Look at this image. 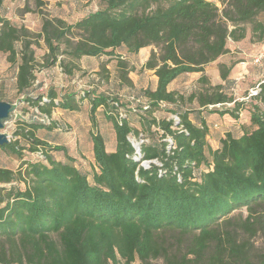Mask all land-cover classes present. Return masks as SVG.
I'll list each match as a JSON object with an SVG mask.
<instances>
[{
  "label": "trees",
  "instance_id": "1",
  "mask_svg": "<svg viewBox=\"0 0 264 264\" xmlns=\"http://www.w3.org/2000/svg\"><path fill=\"white\" fill-rule=\"evenodd\" d=\"M99 1L100 8L74 23L43 19L39 37L48 50L45 66L59 54L74 60L113 56L118 48L134 55L143 47H158L141 66L157 77L154 89L138 93L147 108L132 111L116 97L92 91L79 96L49 88L46 96L30 95L36 78L33 42L24 27L0 17V51L16 65V89L26 94L27 104L50 117L54 108L78 110L88 97L91 120L104 107L114 133L111 151L102 133H89L93 164L86 171L64 147L37 137L35 132L50 128L52 120L33 119L17 130L30 143L28 150H39L43 159L23 160L16 170L0 167V264H264V241L256 243L264 240V83L258 101L249 98L251 108L234 100L228 76L238 61L225 57L229 40L244 39L247 28L253 41H264V20L258 18L264 0H218L221 9L213 0ZM71 30L77 31L75 41L67 37ZM219 58L224 59L217 63L224 83L212 85L202 74L199 89L188 95L168 90L178 75L203 71ZM60 63L72 74L71 63ZM119 77L131 85L126 71ZM192 100L221 104L218 108L234 100L219 112L237 118L247 109L242 133L226 134L212 149L206 125L192 123L188 111L179 108ZM160 101L174 107L166 111L176 114L177 122L158 115ZM132 133L147 139L138 153ZM0 147L20 158L25 146L16 138ZM52 150H62L64 160L53 158ZM147 159L161 166L144 168L140 161ZM17 181L24 187L11 185Z\"/></svg>",
  "mask_w": 264,
  "mask_h": 264
},
{
  "label": "rangeland",
  "instance_id": "2",
  "mask_svg": "<svg viewBox=\"0 0 264 264\" xmlns=\"http://www.w3.org/2000/svg\"><path fill=\"white\" fill-rule=\"evenodd\" d=\"M213 1L216 2L220 9L222 8L218 0ZM100 7L101 4L99 0H3L0 4V17L9 21L12 25L24 27L28 31V39L33 42L32 47L36 59L34 71L36 78L31 88L28 90L30 91V95L34 97L38 95L46 96L48 89L52 88L57 93L65 94L77 92L79 96L84 95L85 92L91 91L95 94L103 93L109 98L116 97L117 101L122 103L126 108L130 104L140 103L134 100L140 96L138 94L139 91L145 86L151 87L154 85L153 72L147 70L144 72L141 69L140 63H144L146 58H148L142 53L130 55L129 57L124 48H118L115 50L113 56H83L74 60L67 56V54H59L55 63L48 67L45 66V58L48 50L42 36L39 37L43 19L59 18L66 23H74L79 18ZM258 18L264 20V13L259 15ZM247 32L246 38L239 41L240 44L236 46L232 44L230 46L229 53L225 56L227 59L231 58L237 61L246 60L244 58L245 55L242 54V50L245 51L246 54L250 53L248 49L253 42L249 28H247ZM76 33V30H71V33H69L67 37L75 41L78 36ZM63 48H65V43L61 42L59 50L61 51ZM154 49L159 51L158 47H154ZM258 51L259 50H255L250 56L252 64H254V54ZM6 55L5 52L0 51V98L3 101L12 103L13 115L8 117L7 121L3 123V127L0 131L7 135L9 141L17 138L18 143L25 147L22 149V157L20 158L6 152L0 147V167L16 170L23 160L43 159V157L39 153V150L29 151L28 146L30 143L25 138L16 135L17 130L21 126H24L26 122L33 123V119L35 118L30 111L31 104L28 105L25 100L26 94L19 93L16 89V65L10 64L6 59ZM118 60L123 61L125 66L121 67ZM61 61L73 65L72 74H67L64 71L60 63ZM209 66L212 68V65ZM122 70L127 72V77L130 79L131 85L126 84L120 79L119 75ZM49 71L51 72L49 73ZM140 71L143 72L140 73ZM194 75L196 74L184 75L181 78H177L173 82L172 87L188 90L189 92L187 95L192 90H198V83L194 81ZM239 79V98L244 96L246 92L253 88L254 84L259 81V78L254 81V77L252 76ZM235 96L236 95L233 97ZM117 101H111V103H117ZM237 101L241 102L242 100ZM243 101L246 103L245 106L251 108L252 101L250 99ZM180 107L186 108V104ZM89 108L88 97L82 98L80 107L75 112L54 108L52 110L53 119L51 118L52 116H50L53 122L50 128H39L35 132L37 137L44 142L52 137L54 144L46 143L51 146L64 147L67 153L74 157V164L86 171H90L93 164L90 153V143H88L89 133L98 130L104 135L108 142L113 133L111 122L105 115L104 107L99 106L94 112V121L91 120ZM122 109L121 106L116 105V110L118 112L122 111ZM167 109H174V107L166 104L160 107L159 110L162 111L158 112V115H167L168 118H171V115H175L166 111ZM59 123H62V125ZM133 137L136 138L137 135L132 133L131 138ZM211 143L212 142H210V144ZM210 144L209 146L211 147ZM51 154L55 159L64 160L62 150H52ZM11 185H15L19 188L24 187L22 181L11 183ZM242 212L245 213L244 208ZM263 241V238L259 237L256 243L257 245H261ZM133 264H138V262L135 261Z\"/></svg>",
  "mask_w": 264,
  "mask_h": 264
},
{
  "label": "crops",
  "instance_id": "3",
  "mask_svg": "<svg viewBox=\"0 0 264 264\" xmlns=\"http://www.w3.org/2000/svg\"><path fill=\"white\" fill-rule=\"evenodd\" d=\"M232 44L234 46H236L237 44H240V42L239 41L234 42V41L229 40L228 48H230V46ZM152 49H154V47L152 45H149V46L141 48L138 51V53H136V54L142 53V54H144L145 57H148L149 53ZM248 50L250 51V53H247V54L245 51L242 50V54L245 55L244 58L246 60L245 61L240 60V61L236 62L232 66V68L229 72L228 77L230 79V85H228L229 86L228 89H230V94L232 96L236 95L234 97V99L239 98V88H238V86H239L238 81L240 80L239 78H245L248 76H252V77H254V81H255V79H257L261 76L260 68L251 63L250 56L255 52V50H259V51L264 50V41H255L254 40L251 43V46ZM230 52H232V51H230ZM88 57H90V56H88ZM129 57H130V55H129ZM222 60H224V59L219 58L218 60L207 64L206 66H204L203 71L186 72V73H182V74L178 75L174 80H172L168 84V86H167L168 90H178L180 92H184L185 94H187L189 92L188 90L172 87V84L177 78H181L184 75H190V74H196V75H194L195 76L194 81H196L197 83H198V78L202 74H204L207 77L208 81L212 85L224 83V80H222L220 75H219V71H218V67H217V63L222 61ZM142 64L143 63L141 62L140 66H142ZM209 65H212V68H210ZM142 70L145 72L147 69H142ZM143 71H140V73H142ZM147 71L153 72V70H147ZM50 72L51 71H49V73ZM153 76H154V85H152L150 87L151 89L155 88L156 81H157V77L154 73H153ZM225 86L227 87L226 84H225ZM144 88H146V86ZM185 104H186V108L180 107L183 104H181L179 106V108H181V111H183V110L188 111V118L190 119V121L196 125H201L202 123H204L206 125V127H207L206 139H207L209 144H210V142H212L210 144L212 149L219 147L221 139L224 138L226 134H230V135L235 136V137L239 136L242 133V125L247 123L248 117H249L248 110L244 109V108L238 111V114H237L238 117L237 118H233L228 113L221 114L219 112L220 110H223L225 108H230V106H224L223 108H218L219 106L210 107L209 105L208 106L199 105L196 102V100H192L191 104H187V103H185ZM72 111L75 112L76 110H72ZM51 116H52L51 118L53 119V113L51 114ZM59 124L62 125V123H59ZM46 142L49 144H54L52 141V137L48 138V141H46ZM88 143H90V153H91L92 163H93L90 138H89ZM113 145H114V133H112V137H111L109 142L106 140V147L108 150L111 151L113 149Z\"/></svg>",
  "mask_w": 264,
  "mask_h": 264
},
{
  "label": "built area",
  "instance_id": "4",
  "mask_svg": "<svg viewBox=\"0 0 264 264\" xmlns=\"http://www.w3.org/2000/svg\"><path fill=\"white\" fill-rule=\"evenodd\" d=\"M253 62H254V65L257 66V67H259L260 70H261V76L259 77V81L256 82L254 84V87L251 88V89H249L244 96L240 97L239 99H236L235 98L234 100H240V101L242 100L243 101V100L249 99L251 96L254 95L255 102L258 101L256 99V97L261 92V85L264 83V50L258 51V52H256L254 54ZM131 98H133V97H131ZM134 100H135V102H140V103L130 104L127 108H129L132 111H137L138 110V107L147 108L148 105H147L146 98L141 97V96H138ZM234 100L233 101H230V102L222 103V104H225L226 106H232ZM40 103H42V102L40 101ZM158 104H159L160 107L166 105V103L163 102V101H160ZM262 104L264 105V102ZM219 105H221V104L209 105V106L210 107H216V106H219ZM30 108L34 111L35 114H33V117L37 121H39L41 123H45V124L50 123V121H51V118L50 117H48V116H46L44 114H41V112H39L38 109L35 108V107L32 108L30 106ZM12 112H13V108L11 106V111L9 112V116L8 117H10V116L13 115ZM122 112H123V110L122 111H119V116L120 117H123L125 115V113L124 112L122 113ZM171 118L173 119V121H176V122L178 121V116L176 114L175 115H171ZM129 139L131 140L132 144L134 145L135 150H136V153H138V151H139L140 144L143 143V142H145V141H147V139L144 138V136L141 133H139V135L136 138H134V137L131 138L130 137ZM163 139L169 144L167 146V148L169 149L170 146H171V143H172L171 138L167 136L166 138H163ZM151 163H153L155 165H158V166H161V163L157 159H147V160L140 161V165H142L144 168L149 167ZM158 171H159V173H161L162 172L161 168L158 169Z\"/></svg>",
  "mask_w": 264,
  "mask_h": 264
},
{
  "label": "water",
  "instance_id": "5",
  "mask_svg": "<svg viewBox=\"0 0 264 264\" xmlns=\"http://www.w3.org/2000/svg\"><path fill=\"white\" fill-rule=\"evenodd\" d=\"M11 111V104L6 101H0V129L3 127V120L9 116ZM9 141L6 134L0 131V145Z\"/></svg>",
  "mask_w": 264,
  "mask_h": 264
}]
</instances>
